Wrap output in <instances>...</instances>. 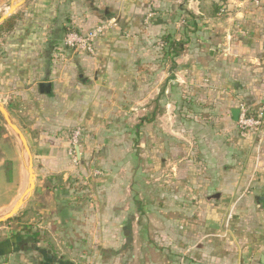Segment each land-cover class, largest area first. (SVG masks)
Wrapping results in <instances>:
<instances>
[{
    "label": "crops",
    "instance_id": "0c3cea01",
    "mask_svg": "<svg viewBox=\"0 0 264 264\" xmlns=\"http://www.w3.org/2000/svg\"><path fill=\"white\" fill-rule=\"evenodd\" d=\"M15 12L0 33V102L41 174L25 232L0 240V263L263 264L264 136L242 137L231 111L264 110V0H27ZM104 21L115 27L94 55L63 48V29ZM166 34L182 44L172 69L155 49ZM167 107L172 133L154 126ZM75 128L74 168L101 172L93 208L70 188ZM171 136L172 187L160 199L144 179L161 168ZM9 156L0 152V168H12L14 188L0 210L21 194L13 145Z\"/></svg>",
    "mask_w": 264,
    "mask_h": 264
},
{
    "label": "rangeland",
    "instance_id": "374dc122",
    "mask_svg": "<svg viewBox=\"0 0 264 264\" xmlns=\"http://www.w3.org/2000/svg\"><path fill=\"white\" fill-rule=\"evenodd\" d=\"M4 8H6V10L3 12ZM7 11H8V5L7 4H5L2 7H0V15L5 14ZM109 22L111 23V26L104 33L105 35H106L107 32H110L115 27V22H113V21H104L103 24L104 23H109ZM100 24H102V22H100V23H98L96 25H100ZM96 25H94L93 27L87 29V31H85L86 29H84V30L83 29L75 30V29L70 28L64 34L63 39H64L66 34L71 33V32H76V33H78L80 35L81 34L83 35V34L87 33L88 30L90 31L92 28H94ZM145 25L148 26L149 23L147 22ZM1 32H4V31H1ZM104 34L102 36H104ZM102 36H100L99 39ZM160 45H161V43L157 42V44H155V49L158 52H160L159 53V59H161L162 64H166V65H161V66H163L165 68H170V63L167 60H165L163 58V56H162V52H161V48L162 47ZM63 48L70 50L74 54H83V55L87 54L88 55V53L82 52L80 50H78V51L76 50L75 51V50L69 49V48L64 47V46H63ZM93 53L94 54L96 53L95 45H94V52ZM162 83H164V82H162ZM163 94H164V92H163ZM168 95H170V93H168ZM2 98H3L2 99L3 102H5L4 104H7V102H8L7 99L5 97H2ZM25 111H28V109H25ZM151 111H152V109L145 110L144 115L146 117L149 116ZM162 111H163L162 115L166 114V116H167L166 119H162V117H161L162 120H157V117L155 115V121H158V122H157V124H154V123L153 124H154L155 127H158V125H159V128H160L161 131H168V132L172 133V107L171 108L167 107V108H164V109L161 108V112ZM11 113H12L13 116H15L16 112L11 111ZM30 119L31 118H27V120H28L27 123H31ZM139 119H141V118H139ZM0 122H1V127H0L1 160H4L5 161L4 163H6V161H8V158H10L9 149L11 150V155H12V145L16 147V154H17L16 166H17V169H19L18 172H20V174H19L20 178H21L20 193H22V191L24 190L25 185H26L25 178L27 176V173H26V171L24 169V163L26 162V156H25V154L24 155L21 154L20 143H19L18 139L11 132V130L4 125L1 116H0ZM18 123L21 126H23L22 122L18 121ZM153 124L145 125L147 134H148V131L149 132L152 131V125ZM75 129H78V128H75ZM75 129H73V130H75ZM73 130H71V132ZM71 132L67 131V148L71 147V143H70ZM145 139H146V142H147V144H146L147 146H152V145H154L155 141H157L155 139L152 141V138H149V139L145 138ZM162 142L163 143L165 142V145L168 144L167 141L160 139V144H163ZM9 143H11V144H9ZM171 148H172V136H171V140L169 141L168 148H166L167 151H163L162 150V152H167V153H163L162 154L163 156L161 158L162 159L161 168L157 172H155L154 175L153 174H145V179H144L145 182L148 184V186L152 187L151 190H155L157 195L159 194V197L158 196L157 197L160 198V199L161 198H165L166 196H168L169 195V191H170L169 187H172V156L170 155V151L172 150ZM68 159H69L70 166H72L71 159L69 157H68ZM159 160H160V158H159ZM33 167H34V171H35L34 164H33ZM74 167L75 166H73V170H72V172L70 174V177L72 178L73 181L76 180L77 182H72V187H70V188H74V189H71V192L76 197L81 198L80 200L83 199L84 202H89L90 203V204H88V205H90L89 207L93 208V207H95V205L91 201L92 200L91 199V193H90L91 190H89V187H91L92 185H93L92 187L95 186L96 182H93L92 180L96 179V177L91 175L92 171L91 172H82L81 173V172H79L78 169H75ZM6 168H7L6 171L1 170V168H0V207L8 202V200L10 199V197L12 195L13 188H14V181H13L14 176H13L12 168H11V171H8L10 166H6ZM73 171H75V172H73ZM36 173L38 174V180H39L41 172L39 170H37V171H35V175H36ZM151 181H152V183H151ZM151 192H147V189H146L144 195L146 197H148V198H152V193ZM29 200H30V198L28 199V201ZM28 201L23 205V207L19 210V212L16 214V216L14 217V219L12 221L4 222V223H2L0 225V240L5 239V237H7V235H9L10 233L19 234V233L25 232L26 225H25V220L24 219H25V215L27 214L26 212H27V207L28 206H26V205H27V203H29ZM160 205L161 206H159V208L161 209V211H165L167 209H170L171 212H172V204H171V206L169 204H166V203L165 204L162 203ZM12 206L13 205H11V206H9V207H7L5 209L0 210V216L6 214L11 209ZM153 208H158V205L150 206L149 207V211L151 209H153ZM0 264H7V263L2 262Z\"/></svg>",
    "mask_w": 264,
    "mask_h": 264
},
{
    "label": "built area",
    "instance_id": "2783aa9c",
    "mask_svg": "<svg viewBox=\"0 0 264 264\" xmlns=\"http://www.w3.org/2000/svg\"><path fill=\"white\" fill-rule=\"evenodd\" d=\"M254 5H258L260 0H250ZM223 13V10L221 11ZM151 15H148V19ZM111 26V23H102L96 25L90 31L85 34H78L71 32L65 35L63 39L64 47L72 50H80L90 55L94 53V43L102 36ZM239 110L238 119L236 124L237 130L242 137L253 134L256 135L261 141L264 136V110H255L250 106L240 103L237 107ZM81 131L75 129L71 132L70 143L71 147L67 148V156L71 159L72 166H78L80 163V152H79V140ZM78 151V152H77ZM91 175L94 177L100 176L101 172L98 170H92Z\"/></svg>",
    "mask_w": 264,
    "mask_h": 264
},
{
    "label": "water",
    "instance_id": "95a60500",
    "mask_svg": "<svg viewBox=\"0 0 264 264\" xmlns=\"http://www.w3.org/2000/svg\"><path fill=\"white\" fill-rule=\"evenodd\" d=\"M26 1L27 0H11L8 3V11L5 14L0 15V24H2L4 21L10 18L14 14L15 11H17L20 7H22L25 4ZM41 92H44V90L42 89ZM238 114H239V110L237 108L231 111V116L235 123L237 122ZM0 116L3 120L4 125L11 130V132L15 135V137L18 139L20 143L21 154L22 155L25 154L26 156V162L24 163V169L27 173V176L25 178L26 185L21 195L14 202L11 209L6 214L0 216V223H4L14 218L16 214L19 212V210L23 207V205L32 196L34 189H35L36 175H35V171L33 167L32 154L27 144V141L23 133L20 131V129L17 127V125L13 121L8 110L1 102H0ZM259 201L264 202V198H260Z\"/></svg>",
    "mask_w": 264,
    "mask_h": 264
},
{
    "label": "trees",
    "instance_id": "16d2710c",
    "mask_svg": "<svg viewBox=\"0 0 264 264\" xmlns=\"http://www.w3.org/2000/svg\"><path fill=\"white\" fill-rule=\"evenodd\" d=\"M103 23V22H102ZM14 25V17L7 19L0 25V32L4 31L6 33L10 32ZM70 28L63 29L65 34ZM64 36V35H63ZM161 42V52L165 60L170 63V68L172 69L173 59L176 58L182 51V44L172 41V35L166 34L160 38ZM14 218L10 219L8 222L12 221ZM2 223H0L1 225Z\"/></svg>",
    "mask_w": 264,
    "mask_h": 264
}]
</instances>
